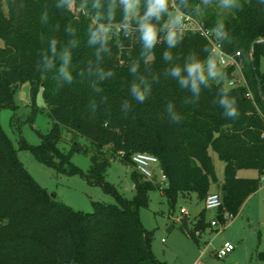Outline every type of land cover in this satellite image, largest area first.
Instances as JSON below:
<instances>
[{"label": "trees", "instance_id": "16d2710c", "mask_svg": "<svg viewBox=\"0 0 264 264\" xmlns=\"http://www.w3.org/2000/svg\"><path fill=\"white\" fill-rule=\"evenodd\" d=\"M138 1L139 12L131 16L126 0H0V109H16L14 95L29 81L33 102L42 90L52 120L39 144L21 137V147L57 171L83 173L116 200L94 201L92 211H82L50 195L0 122V264H167L152 249L153 231L144 226L141 209L154 189L173 212L180 197L195 193L205 200L219 181L211 150L225 162L217 210L222 223L259 189L264 97L256 75L264 91V0H174L178 10L217 32L225 52H241L247 84L228 86L235 66H224L219 78L202 71L198 92L191 79L187 85L181 80L189 65L203 68L212 60L213 44L197 31L168 26L170 1L159 12H150L153 0ZM145 25L155 33L151 46ZM225 98L235 109L231 115L221 104ZM75 152L91 155L87 173L72 162ZM136 152L159 158L167 187L136 167L132 197L106 180L108 153L133 164ZM245 168L259 176L240 177ZM181 222L197 240L208 225L206 208L192 228L186 217ZM259 257L264 262V252Z\"/></svg>", "mask_w": 264, "mask_h": 264}, {"label": "rangeland", "instance_id": "374dc122", "mask_svg": "<svg viewBox=\"0 0 264 264\" xmlns=\"http://www.w3.org/2000/svg\"><path fill=\"white\" fill-rule=\"evenodd\" d=\"M170 1L168 11V26H176L179 23V11ZM224 0H222L223 2ZM128 12L131 16L139 12V1L128 0L126 2ZM222 9L226 7L220 5ZM160 9L156 12H159ZM212 60L202 68L209 76V66L215 77L219 78L224 69L213 53ZM234 72L235 78H242V66ZM260 68L264 72V58L261 59ZM241 69V70H240ZM17 105L16 109H0V122L10 137L19 157L47 192L55 196L76 210L92 211L94 201L103 203H114L115 197L108 193L101 184L91 183L83 173L68 174L57 171L40 162L30 149L21 147V137L31 144H39L42 135L46 134L51 126L52 120L48 114V107L43 98L42 90L37 94L36 102L31 96V83H21L14 95ZM66 135V134H65ZM69 139V136L67 135ZM62 148L68 150V141L61 143ZM215 161L219 181L213 183L211 191L221 192L220 186L224 180L225 162L217 153L211 150ZM72 162L83 172L87 173L91 166V155L83 152H75ZM111 164L106 171V180L114 184L118 190L127 197L135 193L134 182L131 178L133 167L118 158L110 159ZM240 177H258L256 169L245 168L238 173ZM205 200H198L195 193L190 197H180L174 212L160 189L150 192V201L147 207L141 209V220L144 226L153 231L152 249L156 256L167 264H194L198 259H205L207 264H264L259 254L264 252V175L261 177L259 189L253 193L244 203L236 216H231L226 223L219 222L212 226L211 220L217 218V210L206 209L207 227L196 234L195 240L181 222V217H186L193 227L192 221L199 217L204 209ZM185 207L187 214H181L180 209ZM225 241L235 245V249L224 257L216 253Z\"/></svg>", "mask_w": 264, "mask_h": 264}, {"label": "built area", "instance_id": "2783aa9c", "mask_svg": "<svg viewBox=\"0 0 264 264\" xmlns=\"http://www.w3.org/2000/svg\"><path fill=\"white\" fill-rule=\"evenodd\" d=\"M179 11V23L178 28L181 31L194 30L205 36L213 44L214 52L217 53V58L222 66H235V71L240 68L239 63L241 52L227 53L222 48L217 40V32L208 28H205L200 22H198L190 14ZM241 70V69H240ZM234 71V72H235ZM246 79L242 73V78H235L234 75L231 79L227 81V85L230 87H235L239 85H245ZM251 95V94H250ZM132 162L136 167L137 171L141 173L145 178L149 180H157L161 183L162 187H167L169 185L168 176L163 171L159 158L149 152H136L131 156ZM205 208L218 210L222 205V196L218 191H211L204 201ZM181 214H187L188 211L185 207L180 209ZM224 217L228 219L230 214L227 212ZM220 220L214 218L211 220V225H218ZM235 249V245L230 241H225L222 246L217 250V255L219 257H224L228 255ZM194 264H207L205 259H198Z\"/></svg>", "mask_w": 264, "mask_h": 264}, {"label": "clouds", "instance_id": "9594fccd", "mask_svg": "<svg viewBox=\"0 0 264 264\" xmlns=\"http://www.w3.org/2000/svg\"><path fill=\"white\" fill-rule=\"evenodd\" d=\"M126 2H128V0H126ZM225 2H228V0H225ZM166 4V0H153L152 3V8L150 9V12H155L158 11L159 9L163 8ZM145 30H144V39L147 43L148 46H151L152 42L155 39V33L153 32L152 28L150 26L145 25L144 26ZM172 35L174 34H170L169 36V41L172 42ZM213 66L210 65L209 66V76H213L215 75L214 71L212 70ZM188 71V78L184 79L182 78L181 83L184 85H187L188 83V79H191L193 81L192 84V88L193 91H197L199 90V83H204L205 82V77L203 75L202 72V68L201 65L196 63V64H192L189 65L187 68ZM173 74L174 75H179V69H174L173 70ZM134 92H136V95L139 99H143V96L141 93H139L136 89H134ZM221 104H223L225 107L229 108V114H233L235 112V109L231 108V102L225 98L221 101Z\"/></svg>", "mask_w": 264, "mask_h": 264}, {"label": "water", "instance_id": "95a60500", "mask_svg": "<svg viewBox=\"0 0 264 264\" xmlns=\"http://www.w3.org/2000/svg\"><path fill=\"white\" fill-rule=\"evenodd\" d=\"M255 43H257V40H254L253 43H252V46H251V53H252V51H253V46L255 45ZM256 78H257V81H258L259 91H260L261 95L264 97L263 87H262V84H261V81H260V77H259L258 74L256 75ZM108 158H109V159L112 158V154H111V153H108Z\"/></svg>", "mask_w": 264, "mask_h": 264}, {"label": "crops", "instance_id": "0c3cea01", "mask_svg": "<svg viewBox=\"0 0 264 264\" xmlns=\"http://www.w3.org/2000/svg\"><path fill=\"white\" fill-rule=\"evenodd\" d=\"M239 173V172H238ZM211 192V191H210Z\"/></svg>", "mask_w": 264, "mask_h": 264}]
</instances>
